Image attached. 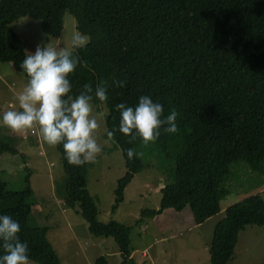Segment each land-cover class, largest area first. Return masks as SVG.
Segmentation results:
<instances>
[{"label": "trees", "instance_id": "obj_1", "mask_svg": "<svg viewBox=\"0 0 264 264\" xmlns=\"http://www.w3.org/2000/svg\"><path fill=\"white\" fill-rule=\"evenodd\" d=\"M65 11L74 16L77 31L89 37L84 48L74 50L87 67L78 65L69 77L71 94L78 95L85 84L91 85L92 103L107 108L104 136L114 131L111 141L124 160L112 211L145 166L138 156L127 157V150H135L142 140L137 136L129 143V137L119 132L121 114L116 105L135 107L141 96L161 103L165 117L173 109L178 113V132L161 129L156 142L173 152V173L160 188L158 207L142 209V217L189 206L194 223L199 224L220 211L235 164L244 163L264 176V0H0V62L22 72L25 43L11 22L30 16L47 36L57 37ZM114 77L125 80L126 86L115 87ZM101 83L108 86L106 103L95 98ZM56 147L66 174L64 202L78 203L89 233L113 238L120 264H137L130 256V226L97 219L95 198L87 189L88 163L71 166L63 146ZM16 152L0 136V155ZM6 185L0 179V216L10 215L19 222V236L28 243L32 261L61 264L47 238V227L29 222L31 205L26 198L31 190L14 191ZM249 225L264 226V199L259 193L224 210L213 227L210 264H227L239 232ZM93 264L108 262L99 256Z\"/></svg>", "mask_w": 264, "mask_h": 264}, {"label": "rangeland", "instance_id": "obj_2", "mask_svg": "<svg viewBox=\"0 0 264 264\" xmlns=\"http://www.w3.org/2000/svg\"><path fill=\"white\" fill-rule=\"evenodd\" d=\"M10 27L24 41L26 54L35 53L38 45L51 41L54 45L70 46L71 35L77 32L75 18L69 11L64 12L63 28L57 37L47 36L39 21L30 16L18 18ZM27 82L28 77L11 63L0 62V134L17 150L0 155V179L10 190H31L26 198L31 205L29 222L47 227V238L61 264H93L99 256H104L108 264H120L113 238L89 233L78 203L64 202L62 183L66 174L57 147L44 143L38 129L24 137L12 134L3 125V113L18 108L16 96ZM92 105V115L99 124L94 135L102 151L95 162L88 163L86 179L87 189L95 198L97 219H113L130 226V254L137 264H210L209 244L215 221L224 215L225 208L249 195L259 193L264 199V176L244 163L235 164L231 180L226 182L229 192L220 200L221 213L205 223H194L189 206L181 211L171 209L166 217H175L172 221L142 217V209L158 207L160 188L174 170V157L171 149H162L157 143L144 146L141 142L135 151L145 166L125 187L123 201L112 211L116 181L125 172L124 160L120 149L104 136L107 108L104 104ZM227 264H264V226L249 225L239 232L234 254Z\"/></svg>", "mask_w": 264, "mask_h": 264}, {"label": "clouds", "instance_id": "obj_3", "mask_svg": "<svg viewBox=\"0 0 264 264\" xmlns=\"http://www.w3.org/2000/svg\"><path fill=\"white\" fill-rule=\"evenodd\" d=\"M63 39V37H62ZM89 37L73 32L70 46L65 43L54 45L51 42L38 45L35 53H27L20 63V69L28 77L23 90L16 96L18 108L3 113L2 123L12 134L23 136L38 129L43 142L49 147L63 146L69 165L80 167L95 162L101 153L95 132L99 128L96 117L92 115L93 89L85 84L83 91L73 96L69 77L78 65L87 67L74 55V50L84 48ZM117 88L126 86V81L113 78ZM108 86L104 83L95 88V98L106 103ZM121 114L119 132L129 137L132 143L137 136L144 146L154 144L161 135V129L168 134L178 132L175 109L165 117L164 106L154 103L149 96H141L135 107L124 103L116 105ZM108 140L114 131L107 132ZM137 153L127 150L129 160ZM21 227L10 215L0 216V264H34L30 259L29 245L19 236Z\"/></svg>", "mask_w": 264, "mask_h": 264}, {"label": "crops", "instance_id": "obj_4", "mask_svg": "<svg viewBox=\"0 0 264 264\" xmlns=\"http://www.w3.org/2000/svg\"><path fill=\"white\" fill-rule=\"evenodd\" d=\"M0 136L6 141V142H8L9 144H11V142L8 140V139H6V137L5 136H3V135H1L0 134ZM7 137H9V136H7ZM129 184V183H128ZM226 209V208H225ZM221 211H222V208H221V206H220V212H218V213H221ZM172 213V211H171V209L170 208H166V209H164L160 214H158V215H156V216H154L155 217V219H158L159 218V220H163V221H168V220H176L175 219V217H166V215H168V214H171ZM216 215V214H215ZM215 215H213V216H211V217H209V218H207L205 221H203L202 223H205L206 221H208V220H210V219H212L213 217H215ZM224 215H222L221 216V218L223 217ZM154 217H152V218H154ZM220 218V219H221ZM220 219H218L217 221H219ZM217 221H215V223L217 222ZM202 223H200V224H202ZM215 223H214V225H215ZM214 225H213V227H214ZM171 227V226H170ZM213 231V230H212ZM144 254H146L145 252H143ZM131 256V255H130Z\"/></svg>", "mask_w": 264, "mask_h": 264}, {"label": "built area", "instance_id": "obj_5", "mask_svg": "<svg viewBox=\"0 0 264 264\" xmlns=\"http://www.w3.org/2000/svg\"><path fill=\"white\" fill-rule=\"evenodd\" d=\"M32 132H34V130L33 131H31V133ZM24 137H26V135H23ZM142 255L145 257L146 256V254H144V253H142Z\"/></svg>", "mask_w": 264, "mask_h": 264}]
</instances>
